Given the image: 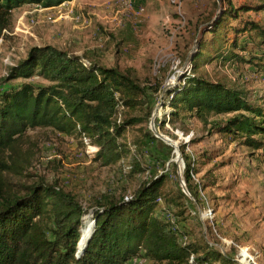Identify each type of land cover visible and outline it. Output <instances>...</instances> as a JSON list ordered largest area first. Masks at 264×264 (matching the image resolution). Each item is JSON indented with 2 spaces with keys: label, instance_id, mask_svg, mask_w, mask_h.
Instances as JSON below:
<instances>
[{
  "label": "trees",
  "instance_id": "16d2710c",
  "mask_svg": "<svg viewBox=\"0 0 264 264\" xmlns=\"http://www.w3.org/2000/svg\"><path fill=\"white\" fill-rule=\"evenodd\" d=\"M67 1L0 0V37L14 9L26 4L53 7ZM222 2L220 12L196 39L192 73L185 74L168 95L167 121L174 124L187 116L231 142L259 150L264 146V95L253 99L236 85L207 79L198 67L205 61L243 62L253 64L264 76L263 55H256L264 45V25L252 15L264 10V0ZM208 33L210 37H205ZM229 33L232 38L226 46ZM244 35L251 46L240 43ZM245 50L247 57L239 54ZM16 79L23 81L9 84ZM7 83L8 87L0 88V264H126L135 258L148 264H236L206 242L180 243L172 225L156 215L158 198L179 210L177 215H182L183 199L188 200L183 191L171 195L161 189L165 175L146 179L128 199L110 191L95 198L90 205L94 228L80 249L82 217L88 209L75 194L56 184L26 178L35 156L27 131L35 128L86 140L97 147L94 160L101 165L123 161L129 149L120 139L147 120L151 111L147 98L158 92V82L140 81L130 69L84 64L82 56L43 44L31 46L10 66L0 78V84ZM222 115L227 117L217 118ZM139 129L137 147L161 142L151 130ZM187 146L180 145L183 177L189 194L200 202L208 183L197 176L198 158Z\"/></svg>",
  "mask_w": 264,
  "mask_h": 264
},
{
  "label": "rangeland",
  "instance_id": "374dc122",
  "mask_svg": "<svg viewBox=\"0 0 264 264\" xmlns=\"http://www.w3.org/2000/svg\"><path fill=\"white\" fill-rule=\"evenodd\" d=\"M246 1L255 0H233L235 4ZM223 5L222 0H180V4L170 0H70L55 9L36 11L29 4L14 9L8 33L0 40V78L31 46L51 44L82 56L88 63L130 69L140 81L148 78L159 83L158 92L147 98L151 107L147 120L120 139L129 152L115 164L105 166L95 161V152L86 140L50 128L28 130L35 148L32 165L26 171L28 182L43 179L72 192L88 209L85 215L92 217L90 205L95 198L110 191L128 199L143 181L160 174L165 175L164 192L176 195L182 191L180 145L187 143V151L198 158L197 176L208 183L205 196L200 194L201 201L196 202L186 194L188 200L183 199L180 207L182 215L158 198L156 215L174 226L182 244L206 242L236 264H264V146L251 150L187 116L175 119L174 124L167 121L168 95L185 74L192 73L190 61L196 39ZM140 7L143 10L137 13ZM252 15L264 25V10ZM231 38L229 33L226 46ZM244 42L252 44L246 35L240 39ZM239 54L248 56L246 50ZM256 55L264 58V45L257 48ZM255 67L214 60L199 64L198 73L209 80L236 85L256 99L264 95V76ZM9 84H0V88ZM224 117L227 115L217 116ZM151 125L169 139L165 137V142L159 138L160 143L137 147L134 141L140 140L139 128L151 130ZM172 145L178 146L180 160H176ZM205 153L212 157L206 160ZM126 264L148 262L135 258Z\"/></svg>",
  "mask_w": 264,
  "mask_h": 264
},
{
  "label": "bare ground",
  "instance_id": "6f19581e",
  "mask_svg": "<svg viewBox=\"0 0 264 264\" xmlns=\"http://www.w3.org/2000/svg\"><path fill=\"white\" fill-rule=\"evenodd\" d=\"M172 146H176V145H172ZM82 227L80 230V242L78 244V248L80 249V247H82L87 239L89 238L93 227V224L91 223L90 217H88L87 215H84V218L82 217Z\"/></svg>",
  "mask_w": 264,
  "mask_h": 264
},
{
  "label": "built area",
  "instance_id": "2783aa9c",
  "mask_svg": "<svg viewBox=\"0 0 264 264\" xmlns=\"http://www.w3.org/2000/svg\"><path fill=\"white\" fill-rule=\"evenodd\" d=\"M170 1H171L172 3H175V4H180V0H170ZM64 3H65V2L61 3V4L58 5V6H53V7H41V6H39V5H34V6H35V9H34V10H36V11H42V10H46V9L60 8V7H62V6L64 5ZM142 10H143V8H141V7L138 8L137 13H140ZM73 18H74V20H77V19H78V16H75V17H73ZM5 33H8L7 29H4V30L2 31V34H1V38H0V40L2 39V36H3V34H5ZM83 63L86 64L87 62H86V61H83ZM86 143H87V142H86ZM91 148H92V150H93L94 152H96L97 147L92 146ZM125 199H127L126 196H125ZM172 227H173V229H174V226H172Z\"/></svg>",
  "mask_w": 264,
  "mask_h": 264
},
{
  "label": "water",
  "instance_id": "95a60500",
  "mask_svg": "<svg viewBox=\"0 0 264 264\" xmlns=\"http://www.w3.org/2000/svg\"><path fill=\"white\" fill-rule=\"evenodd\" d=\"M151 131L153 132V134H154L156 137L162 139L163 141H165V137H166L167 139H169L167 136H164L163 134H161V133H159L158 131H156V130L153 128V125H151ZM165 142H166V141H165ZM175 148H176V160H180V159H181V156H180V153H179V150H178V146L176 145ZM179 180H180V183H181V186H182V191H183L185 194L190 195L189 192H188V190H187V187H186V185H185L184 180H182V178H181V169H180V168H179ZM92 221H93V224H94L95 221H94V220H92Z\"/></svg>",
  "mask_w": 264,
  "mask_h": 264
},
{
  "label": "crops",
  "instance_id": "0c3cea01",
  "mask_svg": "<svg viewBox=\"0 0 264 264\" xmlns=\"http://www.w3.org/2000/svg\"><path fill=\"white\" fill-rule=\"evenodd\" d=\"M70 2V1H69Z\"/></svg>",
  "mask_w": 264,
  "mask_h": 264
}]
</instances>
